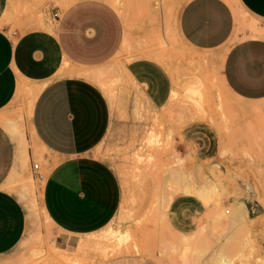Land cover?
<instances>
[{"label":"rangeland","instance_id":"374dc122","mask_svg":"<svg viewBox=\"0 0 264 264\" xmlns=\"http://www.w3.org/2000/svg\"><path fill=\"white\" fill-rule=\"evenodd\" d=\"M78 1L25 0L11 19L23 21L12 22L9 31L41 20L56 27L57 18ZM101 1L118 16L123 43L104 63L71 67L90 69L89 78L110 101L112 125L96 154L121 179L120 209L108 225L91 235L63 234L48 220L42 189L50 165L29 118L37 95L22 93L3 114L21 121L34 152L27 168L10 179V189L28 209L29 222L22 241L0 256V264H108L124 256L144 264H264V101L249 106L232 95L221 78L220 62L182 39L178 15L187 0ZM52 7L59 8L58 16L50 11ZM236 11L241 32L262 34L257 19L238 5ZM95 32L86 30L88 36ZM143 56L158 59L177 91L173 98L171 91L161 108L152 105L142 84L126 71L132 59ZM191 85L198 88L200 102L190 95ZM14 131L19 132L16 127ZM34 162L40 163L41 176ZM185 182L206 204L204 223L189 234L169 224L165 208L168 196ZM240 202L246 208L235 215ZM124 232L130 235L120 245ZM175 232L195 238L194 243L187 248L183 236Z\"/></svg>","mask_w":264,"mask_h":264},{"label":"crops","instance_id":"0c3cea01","mask_svg":"<svg viewBox=\"0 0 264 264\" xmlns=\"http://www.w3.org/2000/svg\"><path fill=\"white\" fill-rule=\"evenodd\" d=\"M24 3L0 0V256L22 241L29 222L28 209L10 189V179L27 168L34 152L21 121L3 114L22 93L37 95L29 118L50 165L42 189L48 220L63 234L91 235L117 216L123 199L118 173L96 154L112 125L110 101L89 78L90 69L71 67L101 64L118 52L124 39L118 16L101 0H81L68 6L56 27L41 20L17 25L10 33L12 22L23 21L11 19ZM236 5L261 23L262 34L238 29ZM88 28L95 29L93 36L86 34ZM178 31L186 43L220 62L221 78L232 95L249 106L264 101V0H187L179 11ZM127 67L152 105L163 107L172 80L158 59L135 57ZM180 189L181 184L168 196L166 217L168 211L169 224L189 234L204 223L206 204L196 189ZM108 264L144 262L124 256Z\"/></svg>","mask_w":264,"mask_h":264},{"label":"bare ground","instance_id":"6f19581e","mask_svg":"<svg viewBox=\"0 0 264 264\" xmlns=\"http://www.w3.org/2000/svg\"><path fill=\"white\" fill-rule=\"evenodd\" d=\"M150 56H156V57H158L157 55H150ZM193 86H194V84H193ZM189 93H190V95L191 96H194L195 98H196V100L198 101V102H200L201 101V95H200V92H199V90H198V88H194V87H192V85L189 87ZM177 95V91L176 90H172V95H171V98H173V97H175ZM190 96V97H191ZM169 102H171V101H169ZM150 142V141H149ZM181 188H182V191L183 192H185V193H190V192H193L194 191V187H192L189 183H182L181 184ZM205 194H207V193H205ZM208 201V200H207ZM210 201H211V199H210ZM210 201H208V203L210 202ZM210 207V206H209ZM246 208V204L245 203H243V202H240V205H239V207H237L236 208V210H235V215H240L241 213H242V211L244 210ZM226 212V211H225ZM122 235V236H121ZM129 235H130V233L129 232H124L123 234L121 233L120 234V236H121V239L119 240V244H120V241H123L124 243L128 240V238H129ZM179 235V234H178ZM113 236V235H112ZM181 236V235H180ZM126 240V241H125ZM194 241H195V238H193V239H188V238H186V237H182V239H181V242H183V243H186V247L188 248L189 246H191L193 243H194ZM119 244H117V242H116V245H119ZM121 245V244H120ZM119 245V246H120ZM182 245V244H181ZM185 246V245H184ZM186 249V248H185ZM188 250V249H187ZM185 251V250H184ZM185 253H186V251H185ZM188 254V253H187ZM185 255V254H184ZM79 264V263H78Z\"/></svg>","mask_w":264,"mask_h":264},{"label":"built area","instance_id":"2783aa9c","mask_svg":"<svg viewBox=\"0 0 264 264\" xmlns=\"http://www.w3.org/2000/svg\"><path fill=\"white\" fill-rule=\"evenodd\" d=\"M58 15H59L58 12H55V13H54V16H55V17L58 16ZM33 168H34V170H35L37 173H39V175L41 176V173H40V163H39V162H34V163H33ZM226 212H230V210L227 209Z\"/></svg>","mask_w":264,"mask_h":264}]
</instances>
